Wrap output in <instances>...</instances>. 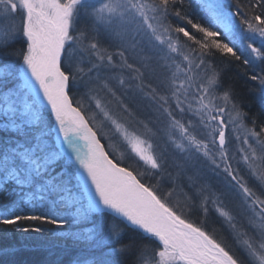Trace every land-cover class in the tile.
Masks as SVG:
<instances>
[{
  "label": "snow or ice",
  "instance_id": "1",
  "mask_svg": "<svg viewBox=\"0 0 264 264\" xmlns=\"http://www.w3.org/2000/svg\"><path fill=\"white\" fill-rule=\"evenodd\" d=\"M11 232L38 264H264V0H0Z\"/></svg>",
  "mask_w": 264,
  "mask_h": 264
},
{
  "label": "trees",
  "instance_id": "2",
  "mask_svg": "<svg viewBox=\"0 0 264 264\" xmlns=\"http://www.w3.org/2000/svg\"><path fill=\"white\" fill-rule=\"evenodd\" d=\"M191 11L195 14L198 8H194ZM243 71L237 66L229 68L225 76L226 83L232 84L238 94L251 101L252 94L256 91L255 84L246 82ZM245 110L247 111L248 109L245 108ZM258 111V107L253 106L251 112L256 113ZM25 226L29 225L26 224ZM43 227L50 226L43 225ZM39 243V234L36 233L21 234L19 232H11L7 235L0 234V248L14 246L17 249L12 257L16 264H38L39 261L43 260L46 252L38 247Z\"/></svg>",
  "mask_w": 264,
  "mask_h": 264
}]
</instances>
